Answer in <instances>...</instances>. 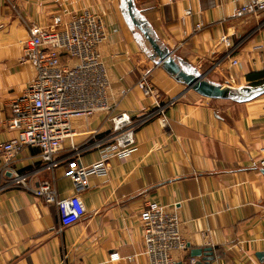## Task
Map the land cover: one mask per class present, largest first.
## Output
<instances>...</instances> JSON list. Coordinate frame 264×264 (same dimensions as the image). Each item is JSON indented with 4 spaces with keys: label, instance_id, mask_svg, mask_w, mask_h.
Segmentation results:
<instances>
[{
    "label": "crops",
    "instance_id": "obj_1",
    "mask_svg": "<svg viewBox=\"0 0 264 264\" xmlns=\"http://www.w3.org/2000/svg\"><path fill=\"white\" fill-rule=\"evenodd\" d=\"M133 2L136 17L161 49L205 79L235 87L264 81V13L234 18L244 0ZM81 10L99 16L106 27L100 55L117 111L136 117L154 105L136 87L148 73L160 101L175 100L166 112L172 133L156 121L139 128L136 150L127 159H110L108 175L90 180L82 194L86 215L67 228L60 227L54 205L0 182V264H147L139 213L150 202L174 210L182 223L189 248L173 255L176 264L201 261L190 253L205 248L214 256L208 264H264V93L221 101L187 90L150 54L120 0H0V143L15 136L4 127L9 105L34 77L33 68L21 62L27 25L46 26L54 16ZM186 11L191 16L182 26ZM197 24L202 28L195 32ZM222 36L230 48L217 43ZM229 53L237 66H230ZM254 73L261 75L249 80ZM108 118L73 121L75 136L63 142L54 170L41 168L35 148L23 149L15 168L34 174L32 190L49 180L58 198L71 196L67 172L99 160L100 151L86 147L106 134ZM114 253L119 260H110Z\"/></svg>",
    "mask_w": 264,
    "mask_h": 264
},
{
    "label": "built area",
    "instance_id": "obj_2",
    "mask_svg": "<svg viewBox=\"0 0 264 264\" xmlns=\"http://www.w3.org/2000/svg\"><path fill=\"white\" fill-rule=\"evenodd\" d=\"M244 1L235 11L234 18L245 19L264 13V0ZM189 16L191 12L186 11L181 19L182 26ZM201 28L197 24L194 30L197 32ZM27 33L21 62L33 68L34 77L22 96L9 105L10 115L4 127L15 136L0 143V182L6 181L5 188L29 189L35 197L54 205L60 227L67 228L86 215L82 194L90 180L108 175L110 159H127L136 150L135 133L139 128L156 121L163 131L172 133L166 112L175 100L161 102L147 73L140 76L136 87L145 97L152 98L154 105L136 117L117 111L100 55V47L107 41L106 27L99 16L88 10L54 16L46 26L29 24ZM217 43L231 47L227 36L220 37ZM228 56L231 67L239 64L230 53ZM97 114L109 117L110 128L86 147L99 150V160L68 170L73 194L58 198L54 184L49 180L41 181L32 190L30 182L34 174L21 172L14 166L19 153L25 148L39 150L41 168L52 171L60 164L56 155L63 142L75 136L72 122ZM260 166L264 167V160L260 161ZM139 222L147 264H176L173 255L188 250V243L181 235L182 223L174 210L150 202L140 211ZM119 259L116 253L110 255L111 261ZM131 259L126 258L127 261ZM65 260L67 255L63 256L62 263Z\"/></svg>",
    "mask_w": 264,
    "mask_h": 264
},
{
    "label": "water",
    "instance_id": "obj_3",
    "mask_svg": "<svg viewBox=\"0 0 264 264\" xmlns=\"http://www.w3.org/2000/svg\"><path fill=\"white\" fill-rule=\"evenodd\" d=\"M126 13L133 25L144 37L153 51V57H157L159 64L173 76L184 83L187 90H192L204 98L216 100L246 101L255 96L264 93V84L260 86H244L241 88L224 87L205 79L204 75H199L197 71L191 69L187 64L171 56L166 50H162L157 42L150 36L144 24H142L134 13L133 0H125ZM236 94H242L243 97H236ZM256 256L262 257L263 253ZM191 258L202 257L201 261L195 264H208L214 260L211 248L193 250L190 253Z\"/></svg>",
    "mask_w": 264,
    "mask_h": 264
},
{
    "label": "rangeland",
    "instance_id": "obj_4",
    "mask_svg": "<svg viewBox=\"0 0 264 264\" xmlns=\"http://www.w3.org/2000/svg\"><path fill=\"white\" fill-rule=\"evenodd\" d=\"M117 1V0H116ZM118 2H119V0H118ZM120 3H121V7H122V11H123V13L125 14V11H126V2H125V0H120ZM134 3V2H133ZM135 10H136V13H137V15H138V8H136L135 7ZM126 15V14H125ZM126 19H128L129 20V18H128V16L126 15ZM129 24H131V23H129ZM136 29V28H135ZM150 54L151 55H153V51H152V49H150ZM155 59H157V57H155ZM158 60V59H157ZM217 82V81H216ZM218 84H221V85H223L224 87H233V88H241L240 86L238 87H235L236 85L235 84H232V85H234V86H230L231 85V83L229 84L228 82H218ZM244 87V86H243ZM235 96H238V94H236ZM229 101H231V100H229Z\"/></svg>",
    "mask_w": 264,
    "mask_h": 264
},
{
    "label": "trees",
    "instance_id": "obj_5",
    "mask_svg": "<svg viewBox=\"0 0 264 264\" xmlns=\"http://www.w3.org/2000/svg\"><path fill=\"white\" fill-rule=\"evenodd\" d=\"M260 75H261V73H254V74H252V76H249V80L254 79V78H258ZM263 84H264V81H257V82H254L251 86H260Z\"/></svg>",
    "mask_w": 264,
    "mask_h": 264
}]
</instances>
